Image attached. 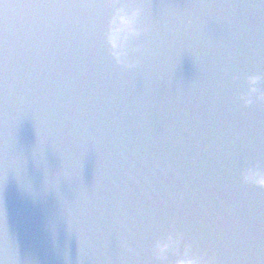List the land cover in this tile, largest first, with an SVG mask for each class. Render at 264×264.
Segmentation results:
<instances>
[{"label": "water", "instance_id": "obj_1", "mask_svg": "<svg viewBox=\"0 0 264 264\" xmlns=\"http://www.w3.org/2000/svg\"><path fill=\"white\" fill-rule=\"evenodd\" d=\"M107 2L0 4V264H264V0Z\"/></svg>", "mask_w": 264, "mask_h": 264}, {"label": "clouds", "instance_id": "obj_2", "mask_svg": "<svg viewBox=\"0 0 264 264\" xmlns=\"http://www.w3.org/2000/svg\"><path fill=\"white\" fill-rule=\"evenodd\" d=\"M137 11L133 10L131 13H125L123 10L117 12L116 17L114 18L115 27L112 29L110 33V43L114 48V55L119 59L122 53L118 50L120 45L118 43L119 37L121 33H134L135 29L133 27V19L137 15ZM259 77L251 76L249 77V82L251 85V91H256L255 85ZM247 102H251L249 98ZM244 178L247 181L258 184L260 186H264V168L260 166H251L247 168L244 172ZM169 247L168 242L159 243L157 248L160 252H164ZM175 264H204L202 260L197 257L189 256V255H181L175 261Z\"/></svg>", "mask_w": 264, "mask_h": 264}, {"label": "snow or ice", "instance_id": "obj_3", "mask_svg": "<svg viewBox=\"0 0 264 264\" xmlns=\"http://www.w3.org/2000/svg\"><path fill=\"white\" fill-rule=\"evenodd\" d=\"M0 4H2L5 8L9 6L7 3H4V0H0ZM106 4L108 5L107 0H106Z\"/></svg>", "mask_w": 264, "mask_h": 264}]
</instances>
